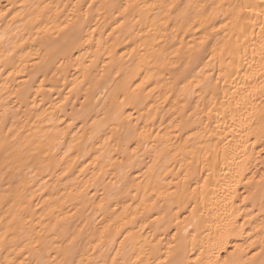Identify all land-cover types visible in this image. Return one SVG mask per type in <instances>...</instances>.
Segmentation results:
<instances>
[{
    "label": "bare ground",
    "instance_id": "1",
    "mask_svg": "<svg viewBox=\"0 0 264 264\" xmlns=\"http://www.w3.org/2000/svg\"><path fill=\"white\" fill-rule=\"evenodd\" d=\"M262 8L0 0V264L250 262L264 247Z\"/></svg>",
    "mask_w": 264,
    "mask_h": 264
},
{
    "label": "snow or ice",
    "instance_id": "2",
    "mask_svg": "<svg viewBox=\"0 0 264 264\" xmlns=\"http://www.w3.org/2000/svg\"><path fill=\"white\" fill-rule=\"evenodd\" d=\"M31 7L33 9V11L39 10V13H42L45 9L50 8L51 6L48 4H44L43 6H41L40 3H36L33 5H28L27 3H22L20 4V9L24 10ZM91 7V5H90ZM217 7H222L221 5H217ZM234 10L237 11V13H241L244 12L245 10L254 7L251 4H238V5H232L231 6ZM125 10H127V7L125 8ZM13 11H15V8H13ZM39 13H37L36 15V19L39 20L40 19V15ZM260 13L264 14V8L260 9ZM10 13H6L5 11H0V17H6V15H8ZM21 12L17 11L15 16H13V20L16 19V17L20 16ZM68 25H64V28H67ZM261 29L262 31H264V23H261ZM262 48H264V44H262L261 46ZM224 49H221V52L223 53ZM262 69H264V65L261 66ZM264 74V73H262ZM261 89L264 90V83L261 84ZM209 111H211V109H209ZM261 152L264 153V149H261ZM207 179V178H205ZM261 180L264 181V176L261 177ZM199 188H203V185H198ZM196 189H193V192H195ZM39 245V241H37V247ZM171 247V246H170ZM203 251V249L201 250ZM243 251V250H241ZM233 256L235 255V253L232 254ZM258 257V259H257ZM37 264H40V262L38 261ZM53 264H55V261H53ZM61 264H76V262L74 260H63L61 261ZM113 264H117L116 262V258L113 257ZM167 264H184L183 259H177L174 262L169 260L167 261ZM192 264H202L201 262V258L198 256L196 257V259L194 261H192ZM208 264H236V261L233 259H230L229 257H225L223 260H216V261H211L209 260ZM243 264H264V247L261 248V251L259 253L253 252L252 257L250 262L249 261H244Z\"/></svg>",
    "mask_w": 264,
    "mask_h": 264
}]
</instances>
